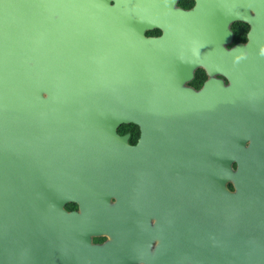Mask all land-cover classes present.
Instances as JSON below:
<instances>
[{
  "label": "water",
  "instance_id": "obj_1",
  "mask_svg": "<svg viewBox=\"0 0 264 264\" xmlns=\"http://www.w3.org/2000/svg\"><path fill=\"white\" fill-rule=\"evenodd\" d=\"M177 1L0 0V264H264V0Z\"/></svg>",
  "mask_w": 264,
  "mask_h": 264
},
{
  "label": "flooded vegetation",
  "instance_id": "obj_2",
  "mask_svg": "<svg viewBox=\"0 0 264 264\" xmlns=\"http://www.w3.org/2000/svg\"><path fill=\"white\" fill-rule=\"evenodd\" d=\"M112 3H114V1H112ZM196 4V0H178L176 3V7L179 8H183V9H191L192 7H194ZM231 28L233 30L234 33V39L231 45H229V47H231L232 45L239 43V42H246L247 41V33L250 29V25L246 22H242V21H237L234 22L231 25ZM163 33V30L159 27H155L153 29H148L146 30V34L148 36H161ZM241 33H245V39L244 40H236V37L238 36V34ZM237 35V36H236ZM241 37V36H240ZM201 69V68H200ZM204 71V74L202 75L201 81L199 83H193L194 79L189 83V85L193 86L196 89H200L202 88V86L204 85V83L208 80L209 76L206 74L205 70L202 69ZM196 77V74H195ZM225 79L226 83H228V80L226 78ZM230 188L233 189V186L230 184ZM69 211H74V210H78V204L76 203H69L68 204V208ZM107 240H109V237L107 236H102V237H94L93 241L95 243H104ZM159 245V241L158 240H154V242H151L150 245V250H154L155 248H157ZM133 264H146L144 260L139 259L136 262H134Z\"/></svg>",
  "mask_w": 264,
  "mask_h": 264
},
{
  "label": "trees",
  "instance_id": "obj_3",
  "mask_svg": "<svg viewBox=\"0 0 264 264\" xmlns=\"http://www.w3.org/2000/svg\"><path fill=\"white\" fill-rule=\"evenodd\" d=\"M244 39H245V33L238 34V36L236 37V40H244ZM203 74H204V71L202 69H198L196 71V77H195L193 83L194 84L195 83H199L201 81V78H202ZM119 132L121 134H125V133L130 132L131 133L130 142L132 144H135L137 142V140L139 138V135H140V129L135 124H123L119 128ZM66 207L68 208V205Z\"/></svg>",
  "mask_w": 264,
  "mask_h": 264
}]
</instances>
